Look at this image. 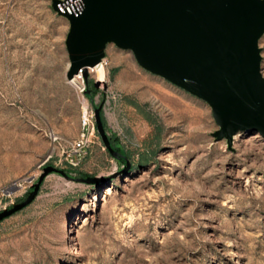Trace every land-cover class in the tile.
I'll return each instance as SVG.
<instances>
[{"label":"rangeland","instance_id":"rangeland-1","mask_svg":"<svg viewBox=\"0 0 264 264\" xmlns=\"http://www.w3.org/2000/svg\"><path fill=\"white\" fill-rule=\"evenodd\" d=\"M67 28L51 0H0V264H264V139L215 140L202 100L112 44L102 82L70 84Z\"/></svg>","mask_w":264,"mask_h":264},{"label":"water","instance_id":"water-1","mask_svg":"<svg viewBox=\"0 0 264 264\" xmlns=\"http://www.w3.org/2000/svg\"><path fill=\"white\" fill-rule=\"evenodd\" d=\"M51 8L67 21L63 44L65 79L98 65L112 44L131 52L136 64L210 109L215 140L229 147L237 132L264 139V77L258 40L264 33V0H80L76 14ZM96 131L107 151L118 154L103 132L98 108ZM44 167L33 186L53 171ZM19 206L0 212V219Z\"/></svg>","mask_w":264,"mask_h":264},{"label":"built area","instance_id":"built-area-1","mask_svg":"<svg viewBox=\"0 0 264 264\" xmlns=\"http://www.w3.org/2000/svg\"><path fill=\"white\" fill-rule=\"evenodd\" d=\"M57 8L60 12L65 13H73L76 14L81 10V2L80 0H58ZM88 70H91V68H88ZM83 89H79L80 92H82ZM82 124H86V118L82 120ZM76 147H80V142H77L75 144Z\"/></svg>","mask_w":264,"mask_h":264},{"label":"bare ground","instance_id":"bare-ground-1","mask_svg":"<svg viewBox=\"0 0 264 264\" xmlns=\"http://www.w3.org/2000/svg\"><path fill=\"white\" fill-rule=\"evenodd\" d=\"M90 71L96 73L98 81L102 82L104 80V70H103L102 63H99L98 65L92 67ZM79 75H80L79 73L77 75H74V77L71 80H69L68 82L70 84L74 85L75 80L80 78Z\"/></svg>","mask_w":264,"mask_h":264},{"label":"trees","instance_id":"trees-1","mask_svg":"<svg viewBox=\"0 0 264 264\" xmlns=\"http://www.w3.org/2000/svg\"><path fill=\"white\" fill-rule=\"evenodd\" d=\"M86 91H87V97L89 99H91V93L93 92L92 88L89 87L88 85H86ZM110 145H111V148L112 149H114L117 153L120 154V156H119V158H117V160L123 164L124 163L122 161L123 155H122V152L120 151V149L116 146V142L112 140V142L110 143Z\"/></svg>","mask_w":264,"mask_h":264}]
</instances>
